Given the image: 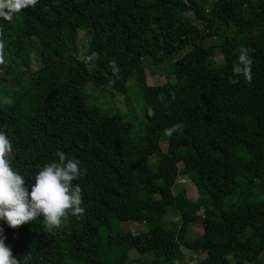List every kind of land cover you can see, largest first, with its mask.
Returning <instances> with one entry per match:
<instances>
[{
	"label": "trees",
	"instance_id": "1",
	"mask_svg": "<svg viewBox=\"0 0 264 264\" xmlns=\"http://www.w3.org/2000/svg\"><path fill=\"white\" fill-rule=\"evenodd\" d=\"M0 29V86L9 88L0 131L13 144L10 165L29 191L59 152L87 169L73 181L83 189L82 216L69 215L59 228L42 217L18 229L0 221L21 264H120L128 250L142 253L138 238L111 232L127 222L146 226L153 256L130 264H173L180 247L201 250V264H227L228 257L264 264V200L224 203L239 178L264 180V0H38L11 22L0 18ZM52 30L60 37L39 39ZM81 34L87 42L79 59ZM184 48L171 64L172 82L146 85L143 59L160 65ZM129 79L143 103L137 142L131 120L88 108L82 93L92 83L123 94ZM175 124L183 132L169 137L165 129ZM178 176L195 187V200L174 196ZM201 205V234L186 238ZM169 209L177 230L162 224Z\"/></svg>",
	"mask_w": 264,
	"mask_h": 264
},
{
	"label": "clouds",
	"instance_id": "2",
	"mask_svg": "<svg viewBox=\"0 0 264 264\" xmlns=\"http://www.w3.org/2000/svg\"><path fill=\"white\" fill-rule=\"evenodd\" d=\"M37 3L38 0H0V18L11 22L15 14L28 7L35 8ZM2 36L3 30L0 29ZM4 47L0 40V64L5 62ZM149 114H153L151 109ZM176 132H183L182 124L165 129L169 137ZM12 150V141L5 131H0V221L18 229L42 217L44 226L59 228L69 215L84 214L85 209L81 206L83 189L80 184L73 183L87 173V169L79 167V160L67 158L63 152L57 153L58 162L45 164L36 174L29 191L25 178L7 159ZM3 233L4 229L0 227V264H21V259L13 255L11 246L5 244Z\"/></svg>",
	"mask_w": 264,
	"mask_h": 264
},
{
	"label": "rangeland",
	"instance_id": "3",
	"mask_svg": "<svg viewBox=\"0 0 264 264\" xmlns=\"http://www.w3.org/2000/svg\"><path fill=\"white\" fill-rule=\"evenodd\" d=\"M197 2L199 0H196ZM208 10L207 4L204 7ZM187 18L192 21L197 27L200 25L193 19L192 13L186 14ZM60 37L59 30H52L46 33H40L39 39L43 42L51 41ZM238 40H241V36H236ZM216 41V39L214 40ZM87 42V37L84 34L77 36L76 38V48L78 50L77 57L79 59L83 56V48ZM188 48H184L175 55L171 56L169 59L163 61L160 65H153L148 59H143L141 61V66L145 75V83L148 86H158L167 82H172L173 77L171 74V64L173 61L178 60L182 57ZM212 60L215 64H219L222 60L220 51L216 47L212 53ZM126 91L123 94H118L115 92L103 91L98 86L87 83L83 89L82 93L85 97V104L88 108H94L96 111L103 115L111 116L117 114L124 119L132 121V140L137 142V138H141L143 132L141 131L142 122V98L139 88L135 85L133 79H129L126 85ZM9 88L7 86H0V105L7 103L8 101ZM134 120V122H133ZM160 148L165 151V143L160 142ZM151 161L155 162V158L151 157ZM240 188L231 197L224 200V203H232L243 196H247L250 201L255 199L264 200V180L262 182L254 181L252 185L247 184L242 178L238 179ZM174 196L179 192L189 200H195L198 196L197 190L192 185V183L183 176H178L174 183L172 190ZM205 206L201 205L198 212L195 214V220L188 225L186 230V238L192 239L196 238L201 234L200 220L201 212ZM176 216L173 209H169L166 216L162 220V224L170 229L177 230ZM111 232L116 231L129 232L131 235L138 238L137 247L142 253H139L136 249H130L125 253V260L120 264H130V262L135 260H141L144 262H151L153 256L149 251L148 237L146 236V226L143 223L127 222V223H114L111 225ZM104 231H99V236H104ZM262 258V257H261ZM261 258L251 264H262ZM205 259V254L200 250L197 252H192L179 248L178 253L173 261V264H201ZM114 262V259H113ZM71 264V263H67ZM116 264V263H114ZM227 264H248L245 262H235L231 257L227 258Z\"/></svg>",
	"mask_w": 264,
	"mask_h": 264
}]
</instances>
